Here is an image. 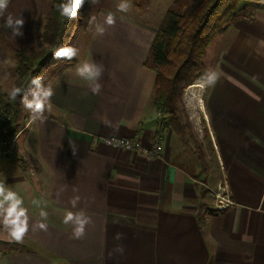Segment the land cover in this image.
<instances>
[{"label":"crops","instance_id":"crops-1","mask_svg":"<svg viewBox=\"0 0 264 264\" xmlns=\"http://www.w3.org/2000/svg\"><path fill=\"white\" fill-rule=\"evenodd\" d=\"M8 13L25 20L23 36L0 27V85L10 90L14 47L35 32L37 0H10ZM107 14L97 15L106 30L100 35L95 28L83 58L103 69L100 93L76 74L79 61L56 59L43 81L54 91L51 112L32 122L24 108L15 122L16 148L0 158V183L23 198L29 232L13 241L0 222V264H264V11L215 37L198 79L200 93L207 89L201 99L217 174L181 158L182 145L168 138L172 131L186 141L178 131L156 134V72L145 59L159 25L114 16L115 25L107 26ZM135 134L147 145L159 137L161 155L149 158L104 140ZM216 183L233 201L223 209L210 192ZM69 210L91 218L81 239L63 223ZM41 221L46 231L36 227Z\"/></svg>","mask_w":264,"mask_h":264},{"label":"trees","instance_id":"trees-1","mask_svg":"<svg viewBox=\"0 0 264 264\" xmlns=\"http://www.w3.org/2000/svg\"><path fill=\"white\" fill-rule=\"evenodd\" d=\"M105 1L98 0L92 5L102 8L101 4ZM62 2L66 0H51L50 14L43 24L39 45L14 47L17 78L12 88L27 90L35 76L41 77L42 82L45 80L53 52L62 46L66 28L72 19L62 17L57 10L56 5ZM90 3L91 0H85L81 8L83 14ZM135 3L141 8L145 0H135ZM258 10L264 11V0H172L146 56L145 65L156 72L153 103L160 113L156 134L162 135L171 128L187 136L193 142V150L204 172L209 169L204 143L193 134L189 122L183 119L181 98L185 88L200 78L206 69L205 57L215 37L236 20L252 17ZM10 90H4L0 85V109L10 113L17 122L24 107L19 102V96L15 101L10 100ZM204 137L206 144L212 147L206 124Z\"/></svg>","mask_w":264,"mask_h":264},{"label":"clouds","instance_id":"clouds-1","mask_svg":"<svg viewBox=\"0 0 264 264\" xmlns=\"http://www.w3.org/2000/svg\"><path fill=\"white\" fill-rule=\"evenodd\" d=\"M10 0H0V18L4 20L0 27L4 29H10L14 36H23L22 28L25 20L20 17H14L11 13L7 12ZM85 0H66L56 5L57 10L62 17L68 19L77 18L80 14V9L84 6ZM92 4L98 3V0H91ZM132 4L130 0H120L117 5V10L123 13H127L131 10ZM96 21V17L93 16L89 21L90 24ZM116 19L112 12H109L104 18L103 24L107 26H114ZM96 32L103 35L105 27L101 24L95 25ZM78 49L72 45H64L54 50V58L72 60L78 55ZM102 67L95 63L82 62L76 67V74L81 78L89 82V87L93 94H99L102 85L98 83L102 76ZM216 80L215 73L208 74L207 82L212 84ZM9 98L15 101L17 97H20V104L29 111L30 121L35 122L37 120L44 119L45 111L51 112L52 104L51 98L54 95V91L51 85L45 86L41 77L35 76L32 78L27 90H22L19 87H13L9 93ZM79 201V197H74L71 201L73 208L76 207ZM33 204L39 206L38 201H33ZM23 198L15 191L6 188L3 183H0V222L7 230L11 240L16 242H23L25 235L29 232V216L28 209L23 206ZM40 216L47 219L48 213L43 209L40 211ZM91 222V218L88 217L84 211L73 212L71 210L66 211L63 217V223L65 225H72V237L74 239H81L85 236L86 226ZM36 227L42 230H47L48 225L43 221L39 222ZM120 233H117L116 239L121 238ZM119 251H123V248H119Z\"/></svg>","mask_w":264,"mask_h":264},{"label":"rangeland","instance_id":"rangeland-1","mask_svg":"<svg viewBox=\"0 0 264 264\" xmlns=\"http://www.w3.org/2000/svg\"><path fill=\"white\" fill-rule=\"evenodd\" d=\"M171 2L172 0H145L144 5L141 8H138L136 7L135 0H130V3L132 4V8L127 13H123L117 10V5L120 3V0H106L101 4L102 8L100 7L97 8L93 6L92 3H90L89 9H86V13L83 14L80 9L79 16L77 18H72L66 28V34L64 36L62 46L71 45L73 40L72 46L76 47L79 50L78 55L72 60H68V62L71 63L74 61L75 62L79 61L80 64L82 62H85L83 58L88 56L86 42L88 38L91 39V36L95 31V25L97 24V15H99V12H105V13L112 12L114 16L124 19L132 25L134 24L141 27L142 26L148 27L151 25L153 26L159 25L161 23ZM50 6H51V0H37V19L35 25V32L33 33V35H31V37H29L28 40L23 41L22 43L19 44L21 47L30 48L39 45L42 36L43 24L50 14ZM93 16L96 17V21L90 24L89 21ZM79 19H82V21L78 22ZM74 38H76L75 42H74ZM52 57L54 58V54ZM56 59L57 58H54L51 61V64H53ZM50 68L51 67L49 66V69ZM49 71L50 70H48V72ZM16 78L17 75L15 76V79ZM201 78L202 77L198 79ZM198 79H196L193 84L200 83ZM203 87H204L203 93L202 91L201 93L199 91L200 85L198 86L188 85L185 88L180 104L182 108L181 113L183 119L189 122L193 134L199 140L201 139V141L204 143V147L207 154V161L209 164V169L208 172L206 173L217 174V169H218L217 166L220 167L219 158H217V151L213 145L212 147H210L208 144H206V140L204 137V124H206L207 126V120L205 119L206 110H205V103L203 102L205 99L203 97L205 96L207 89L205 85ZM4 90L8 91L9 89L4 88ZM201 94L203 96L202 102H201ZM182 137L186 138L187 140L185 141L184 139L182 141L180 138H178V136H174L172 131L168 133L170 145H174L175 148H178L180 145H182L181 150L184 151V155H181V158H185L186 156L188 160L193 163V166L195 164L196 167L195 169L199 171L200 167L202 168V165L200 162H197L192 152L191 148L193 147V142L185 135H182ZM173 139L174 142L172 144ZM175 159L178 160L177 158ZM204 176L205 173H203V177ZM217 185H218L217 183L212 184L211 185L212 189H210V192L214 193V196H212L214 201H216L217 198L216 204L219 203V198L216 197L217 192H220V188Z\"/></svg>","mask_w":264,"mask_h":264},{"label":"built area","instance_id":"built-area-1","mask_svg":"<svg viewBox=\"0 0 264 264\" xmlns=\"http://www.w3.org/2000/svg\"><path fill=\"white\" fill-rule=\"evenodd\" d=\"M17 137L18 130L15 127L14 117L4 109H0V158L9 157L15 152ZM104 140L108 144L116 147L136 150L149 158L159 157L163 150V145L159 137L153 139L148 145L142 142L140 134L126 137H107ZM217 197L219 198V203L217 204L219 209H223L229 203H233L232 199L222 191L217 192Z\"/></svg>","mask_w":264,"mask_h":264},{"label":"bare ground","instance_id":"bare-ground-1","mask_svg":"<svg viewBox=\"0 0 264 264\" xmlns=\"http://www.w3.org/2000/svg\"><path fill=\"white\" fill-rule=\"evenodd\" d=\"M200 85L199 83H195V84H192V86H198ZM201 102H202V99H201Z\"/></svg>","mask_w":264,"mask_h":264}]
</instances>
